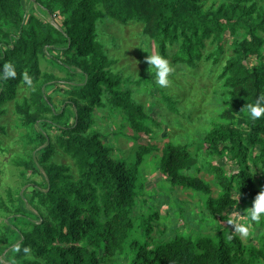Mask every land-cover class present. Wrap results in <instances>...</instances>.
I'll use <instances>...</instances> for the list:
<instances>
[{"label":"trees","instance_id":"obj_1","mask_svg":"<svg viewBox=\"0 0 264 264\" xmlns=\"http://www.w3.org/2000/svg\"><path fill=\"white\" fill-rule=\"evenodd\" d=\"M206 1L35 0L49 15L62 17L56 27L34 15L26 19L22 0H0V69L10 62L16 72L15 77L0 80V107L15 101L19 88L24 86L31 91L22 102L15 103V110L22 115L26 126H36L47 115L59 120L70 117L71 122L72 115L66 106L60 114L54 113L52 99L43 89V79L52 81L56 77L42 71L41 56H48L65 68H80L81 72L75 74L85 79L75 92L85 104L75 103L77 112L72 123L61 127L54 122L59 129L58 150L71 158L76 172L69 165L49 161L56 154L51 144L40 149L39 161L46 171V185L34 187L29 200L38 213L23 207L10 241L0 247L11 264H105L130 242L134 210L139 203L137 169L158 147L141 145L133 165L114 158L112 147L93 130V114L96 108L110 105L114 111H124L133 131L146 136L153 133L151 124L154 127L160 124L131 98V90L122 89L124 80L111 71L112 61L95 38L96 22L102 17L123 24L143 23L145 33L157 42L161 55L168 58L176 45L177 60L191 66L203 59L206 42L211 39L218 43L209 58L219 63L224 53L222 34L244 32L243 40L236 42L234 54L221 72L230 95L229 108L222 117L235 123H216L205 137L210 147L230 152L237 171L227 175L217 167L216 180L221 193L214 198L210 184L182 172L195 163L186 145L165 144L161 149L160 169L173 187L208 196L206 209L211 216L223 220H227L224 213L228 208L252 205L255 196L264 191L253 174V169L259 168L264 178V116L253 120L246 108L258 98L264 103L261 52L264 40L258 35L259 31L264 32V10L255 2L248 5L252 0H222L219 8L205 12ZM54 50L61 51L63 57L49 56ZM253 56L261 60L260 64H248ZM25 72L32 78L31 85L23 79ZM166 100L170 103L169 98ZM4 133L5 127L0 126V134ZM37 139L40 147L49 138L39 133ZM1 145L0 140V150ZM16 163L32 168L22 160ZM39 219L41 222H37ZM140 220L145 241L131 243L130 264L264 263V233L260 247H248L239 233L229 229H220L214 237L193 239L179 235L158 243L152 235L156 224L160 225L159 213ZM260 222L264 230V216ZM17 244L19 250L14 247ZM24 247L29 248V253L23 252Z\"/></svg>","mask_w":264,"mask_h":264},{"label":"rangeland","instance_id":"obj_2","mask_svg":"<svg viewBox=\"0 0 264 264\" xmlns=\"http://www.w3.org/2000/svg\"><path fill=\"white\" fill-rule=\"evenodd\" d=\"M22 1L26 19L34 15L58 27L62 17L49 15L35 0ZM222 2L207 0L203 3V10H216ZM252 2L264 10V0H252L248 5ZM144 28V24L138 21L123 24L110 17H102L96 22V41L103 45L106 55L112 61L111 71L118 73L124 80L122 89L131 90V98L144 107L145 113L151 119L160 124V127L151 124L153 133L146 136L132 130L124 111H114L110 105L96 108L94 111L93 130L99 132L103 142L112 147L111 155L114 158L123 159L133 165L141 145L158 147V150L145 157L143 164L137 169L139 203L134 210V227L130 242L105 264H130L133 258L131 243L134 240L145 241L140 219L144 217L148 220L155 212L159 213L160 225L156 224L152 236L158 243L171 241L179 235L191 236L193 239L214 237L220 229L233 231L232 223H243L251 225L249 236L242 237L246 245L260 247L264 230L260 221H252L247 215L251 204H238L228 208L224 213L227 220L215 218L206 209L208 196L182 187H173L160 169L161 149L165 144L186 145L195 163L182 172L188 176L199 177L210 184L211 196L214 198H218L221 193L216 180L217 167L227 175L237 171V165L230 152L210 147L205 143V137L216 123H235L222 117L229 108L230 95L221 72L227 60L233 56L236 42L243 40L244 32L239 31L236 35H231L229 31H225L222 34L224 53L219 63L214 62V58H209L217 46V40L206 42L203 59L192 66L177 60L175 54L178 52V46L174 45L167 58L174 70L170 74L168 85L161 87L155 83V69L148 60L150 55H161L159 47L157 42L145 33ZM258 35L264 40V32L259 31ZM261 49L264 55V44ZM49 56L61 59L63 54L54 50L49 52ZM260 62L259 58L253 56L248 64ZM41 67L44 73L56 77L52 81L42 80L43 89L54 104V113L60 114L66 106L72 115L71 122L70 117L59 120L54 115H47L36 126H26L22 115L15 110V103L22 102L31 91L24 86L19 88L20 93L15 101L0 107V126L5 127V133L0 134V236L3 241L0 240V247L10 241L11 231L18 225L17 218L22 215L23 207L38 213L35 204L29 200L33 197L34 187L46 185V171L39 161L40 149L51 144L56 154H53L49 161L69 165L73 172H76L71 158L58 150L56 138L59 129L54 122L61 127L68 122L72 123L73 115L77 112L75 103L85 104L75 93L85 79L84 76L75 74L81 72L80 68H65L48 56H41ZM166 98L170 99V103ZM39 133L49 138L40 147L37 139ZM18 160L29 163L32 168L18 165ZM253 174L260 189L263 188L264 178L261 176V170L254 168ZM236 197L239 199V194H236ZM0 262L11 264L6 259V252L0 251Z\"/></svg>","mask_w":264,"mask_h":264},{"label":"clouds","instance_id":"obj_3","mask_svg":"<svg viewBox=\"0 0 264 264\" xmlns=\"http://www.w3.org/2000/svg\"><path fill=\"white\" fill-rule=\"evenodd\" d=\"M148 60L151 66L155 69V83L160 85L161 87H166L169 83V77L171 72L174 70L170 65L167 57L163 55H150ZM16 72L14 66L10 62H6L2 65V69H0V78H11L15 77ZM23 79L25 83L31 85L32 78L28 75L27 72L23 74ZM250 118L255 120L256 118H260L264 116V103L261 102V98H258L255 103L246 105ZM250 212L247 215L250 216L252 221H260L262 216H264V191L259 192L253 202L251 207H249ZM233 232L239 233L241 237H247L250 234L251 225L248 224H237L232 223ZM232 238L231 236L229 237ZM17 250H19L20 245L17 244L14 246ZM23 252L25 254L29 253V248L24 247Z\"/></svg>","mask_w":264,"mask_h":264}]
</instances>
